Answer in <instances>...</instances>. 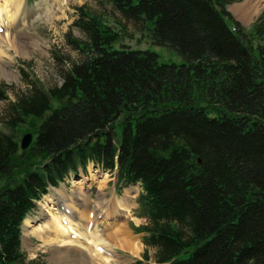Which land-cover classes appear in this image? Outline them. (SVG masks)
Returning a JSON list of instances; mask_svg holds the SVG:
<instances>
[{
  "label": "trees",
  "instance_id": "1",
  "mask_svg": "<svg viewBox=\"0 0 264 264\" xmlns=\"http://www.w3.org/2000/svg\"><path fill=\"white\" fill-rule=\"evenodd\" d=\"M107 1L185 62L115 48L119 32L80 6L86 39L68 40L84 58L62 85L25 73L13 99L0 85V264H38L24 220L91 162L142 188L137 264H264V11L247 31L226 8L239 0Z\"/></svg>",
  "mask_w": 264,
  "mask_h": 264
},
{
  "label": "rangeland",
  "instance_id": "2",
  "mask_svg": "<svg viewBox=\"0 0 264 264\" xmlns=\"http://www.w3.org/2000/svg\"><path fill=\"white\" fill-rule=\"evenodd\" d=\"M20 2L27 7L20 9V11L24 9L34 10H31V13L27 14L25 21L22 20L20 22L17 30L11 29V32L14 34V38H12L14 39V43L12 44L11 39L3 37L5 35L3 32L7 27V17L13 10L9 6L6 7L4 5V0H0V5L4 9L0 15V44L2 45L0 48H3L2 56L8 61V63L4 64L5 70L15 73L13 77H6L4 75L5 70H0V85L7 87L11 99L14 98V91L28 88L25 73L32 75L46 88L53 85L60 86L64 81V70L71 68L74 63L84 58L83 54L71 45L68 40L69 33L74 38L86 39L80 30L72 27L74 21L79 17L77 8L80 6H84L86 10L100 16L106 24L119 32L120 40L114 44L115 48L125 47L150 50L159 56L161 62L178 64L185 62L184 57L174 48L154 44L150 22L143 24L141 21L126 18L107 0H21ZM247 3H251L254 8L250 18H245L242 14L243 6ZM10 7L13 9L12 5ZM226 8L234 19L248 31L251 24L264 11V0H239L229 4ZM3 22L5 26L2 24ZM13 24L17 25V19L16 22H12L11 27H14ZM1 28H4V31ZM37 38L43 41L38 42V44L32 42ZM6 104V101H0V127H4L2 123L4 120L2 118V111L6 107ZM26 133L33 134L34 142L36 134L33 131V126L25 125L17 132L19 144ZM117 185L118 178L116 172L111 173L106 171L100 165L91 162L86 171L81 169L78 174L71 175L67 178L66 182L61 183L59 188H54L63 190L66 193V200H69L75 193H85L88 195V203L93 202L92 206L94 207L103 201L104 195V197L108 198V201L105 203L108 202L107 206L109 207V203L117 202L114 197L121 198L126 192L130 191V204L127 205V212L118 211L114 216L115 218L110 216L109 221L112 220V226L108 227L106 218L102 217L98 219V212L95 215L97 221L95 226H97L95 227L93 224L90 226L94 235L96 234V238L102 236L99 239L104 242L107 241L108 250L107 253H104L105 257L103 259L94 257L92 250H95V247L90 251L85 247L83 248L82 244H86V240L79 239V245L44 244L38 234L31 233L35 226L41 224L43 221L47 222V220H51V215H55L56 218L60 217L61 209L59 206L45 200L43 197L38 203L37 209L29 215L33 225L26 228V230L23 227L22 246L28 261H35L38 264H137L138 260H144L143 255L147 248L142 242V238L145 233L139 231V227L145 225L148 220L143 217V211L139 204L142 188L140 185L123 188H119ZM52 190L53 188L49 192L51 193ZM76 204H78L76 206L79 213L91 211L90 215L94 214L93 209H88L84 201H77ZM50 210L52 213H50ZM105 210L107 214L110 209ZM75 218H77L76 224L83 222L82 217L79 215ZM80 226L82 227V225ZM81 227L79 228L81 229ZM119 227H122L123 231L127 232L125 233L126 236L123 234L121 239H131L135 243H139L140 247L137 251L122 248L117 241L119 239L116 237L111 239V233ZM26 231H29L31 235L27 236L24 233ZM82 231L84 230L82 229ZM72 237V239H76V236ZM154 254L155 249L150 248L149 255L151 259H153Z\"/></svg>",
  "mask_w": 264,
  "mask_h": 264
},
{
  "label": "bare ground",
  "instance_id": "3",
  "mask_svg": "<svg viewBox=\"0 0 264 264\" xmlns=\"http://www.w3.org/2000/svg\"><path fill=\"white\" fill-rule=\"evenodd\" d=\"M4 1H5L4 5H6V7L9 6V8L11 10H13V12L7 17L8 22H7V27L5 28V31H4V28H1V29L4 31L3 33L5 34V35H3V37L5 36L4 37L5 39H8V38L11 39V42L13 44L14 39H12V38H14L13 37L14 34L11 32V29L17 30V28L20 25V22H22V20L25 21L27 14H30L31 10H34V9H24V10L20 11V9L25 7L24 4L22 2H20L21 0L20 1L19 0H4ZM10 5H12L13 9L10 7ZM25 8H27V7H25ZM253 9L254 8H253L251 3L245 4L243 6V10H242L243 16L245 18H250L252 16ZM3 10H4L3 7L0 5V15H1V11H3ZM233 11H235V10H233ZM16 19H17V25L13 24L14 27H11L12 22L13 21L16 22ZM0 24H1V19H0ZM2 24H3V26H5L4 22ZM19 30H21V29H19ZM40 41H43V40L40 38H37V39L33 40L32 42H36L38 44V42H40ZM1 46L2 45L0 44V47ZM3 51H4L3 48H0V70H5L4 64L8 63L7 59H5L2 56ZM4 75L6 77H13V76H15V73L12 71H8V70L6 71L5 70ZM54 188H59V187H53L52 192L47 194L44 197V199L49 201V202H52L54 205L59 206V208L61 209L60 210V217L56 218L55 215L54 216L51 215V220H49V221L47 220V222L43 221L41 224L35 226L33 228V230L31 231V233L38 234L39 238L41 239V241L44 242V244L45 243L46 244L53 243V244H65V245H77L79 239L80 240H86L85 241L86 244H84V243L82 244L83 248L85 247L90 251L93 249V247H95V250H92L94 257L103 259V257H105L104 253L105 252L107 253V250H108L107 241L106 242L101 241L99 238H101L102 236L99 238H96V236H95L96 234L94 235L90 226L92 224L95 226V224L97 222L95 215L97 214V212H98V216H97L98 219L102 218V217L106 218V220H107L106 222L108 223V227L112 226L113 225L112 220L109 221L110 216L114 217L118 211L119 212L120 211L127 212L126 211L127 205L130 204V202H129L130 201V193H129L130 191L126 192L124 194V196L121 198H115L114 197V199H116L117 202L116 203L115 202L109 203V207L107 206L108 202L105 203L106 201H108V198L104 197L105 196L104 195L102 198L103 201L98 203L94 207V206H92L94 204L93 202L88 203V201H87L88 195L85 193H75V194H73V196L69 200H66V193L63 190H58V189H54ZM88 189H90V188H88ZM77 201H84L85 206L88 207V209H93L92 211H94V214L91 216L90 215L91 211H89V212L87 211L88 213L85 211L82 213H79L78 212L79 210H77L78 208L76 206V205H78V204H76ZM104 209H110L109 212H111V213L108 212L106 214V210L104 211ZM50 213H52L51 210H50ZM78 215L80 217H82L83 222H81V223L79 222V224L82 225V227L79 224H76L77 218H75V217ZM74 219H75V221H74ZM31 225H33V224L31 221V217L29 216L24 221V225H23V227L25 228L24 230H26V228H28V227H31ZM79 227H81V229ZM82 229L84 231H82ZM90 229H91V231H90ZM28 232L29 231H26L24 233H26L27 236H30L31 233L30 232L28 233ZM125 233H127V232H124L122 227L121 228L119 227L113 233H111L110 237H111V239L115 238V237L117 239H119L117 241H118V243H120L119 245L122 248L132 249L134 251H137L140 247L139 243H135L134 240H131V239H129V240L126 238L124 240L121 239L123 237V234L125 235ZM72 236H76L75 237L76 239H72L73 238ZM107 259H108V257H107Z\"/></svg>",
  "mask_w": 264,
  "mask_h": 264
},
{
  "label": "water",
  "instance_id": "4",
  "mask_svg": "<svg viewBox=\"0 0 264 264\" xmlns=\"http://www.w3.org/2000/svg\"><path fill=\"white\" fill-rule=\"evenodd\" d=\"M33 138H34V136H33L32 133H26V134L22 137V140H21V148H22L23 150L27 149V148L31 145V143H32V141H33ZM200 161H201V160H200Z\"/></svg>",
  "mask_w": 264,
  "mask_h": 264
}]
</instances>
